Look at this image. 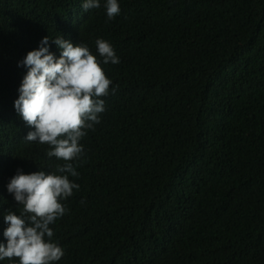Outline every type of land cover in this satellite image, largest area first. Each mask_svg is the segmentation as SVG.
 <instances>
[{"label": "trees", "instance_id": "trees-1", "mask_svg": "<svg viewBox=\"0 0 264 264\" xmlns=\"http://www.w3.org/2000/svg\"><path fill=\"white\" fill-rule=\"evenodd\" d=\"M83 2L0 0V243L10 179L62 163L24 140L18 63L45 36L57 58V36L104 39L120 63L50 225L57 264H264V0H118L112 20Z\"/></svg>", "mask_w": 264, "mask_h": 264}, {"label": "clouds", "instance_id": "clouds-1", "mask_svg": "<svg viewBox=\"0 0 264 264\" xmlns=\"http://www.w3.org/2000/svg\"><path fill=\"white\" fill-rule=\"evenodd\" d=\"M101 0H84V11L98 9ZM108 20L120 14L118 0H105ZM59 49L57 58L49 50V37L40 41L38 49L29 51L18 66L27 68L18 88L14 108L31 129L24 140L47 145L46 155L62 163L55 172L38 170L25 174L18 170L8 185L20 206L19 214L9 210L4 216L8 225L3 232L7 243H0V261L18 264H57L64 249L53 240V225L67 212L62 201L73 195L79 185L70 177H78L77 161L84 156L81 143L89 130L101 122L105 101L112 81L103 65L120 63L111 44L95 41L97 55L87 44H73L57 36L52 41ZM99 57V58H98ZM111 91L114 93L115 88ZM83 202V201H82Z\"/></svg>", "mask_w": 264, "mask_h": 264}]
</instances>
